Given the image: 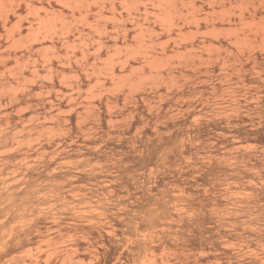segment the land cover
Returning a JSON list of instances; mask_svg holds the SVG:
<instances>
[{
    "label": "rangeland",
    "instance_id": "374dc122",
    "mask_svg": "<svg viewBox=\"0 0 264 264\" xmlns=\"http://www.w3.org/2000/svg\"><path fill=\"white\" fill-rule=\"evenodd\" d=\"M0 264H264V0H0Z\"/></svg>",
    "mask_w": 264,
    "mask_h": 264
},
{
    "label": "bare ground",
    "instance_id": "6f19581e",
    "mask_svg": "<svg viewBox=\"0 0 264 264\" xmlns=\"http://www.w3.org/2000/svg\"><path fill=\"white\" fill-rule=\"evenodd\" d=\"M19 199V198H18ZM22 203V202H21ZM23 204V203H22ZM18 217V216H17ZM7 229V228H6Z\"/></svg>",
    "mask_w": 264,
    "mask_h": 264
}]
</instances>
